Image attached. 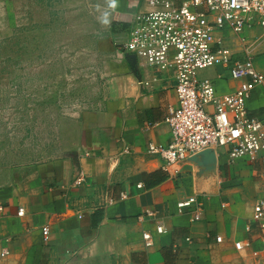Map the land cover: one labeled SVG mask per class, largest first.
Wrapping results in <instances>:
<instances>
[{
  "label": "crops",
  "instance_id": "crops-1",
  "mask_svg": "<svg viewBox=\"0 0 264 264\" xmlns=\"http://www.w3.org/2000/svg\"><path fill=\"white\" fill-rule=\"evenodd\" d=\"M9 4L29 5L32 21H90L88 35L111 38L116 51L134 65L127 62L133 71L123 80L124 96L113 100L106 114L113 125L102 140L75 161H58L29 178L19 172L9 186L0 183V264H264V237L251 221L253 203L264 199L260 161L230 164L226 155L209 153L164 170L159 157L147 154L150 143L168 144L164 120L177 101L171 70L146 66L120 47L132 18L149 10L147 0H0L2 22ZM215 38L243 60L244 46L231 32ZM241 38L256 69L264 73V31L254 26ZM200 78L211 80L219 96L232 94L239 85L222 68L207 69ZM247 109L264 118V88L252 93ZM125 147L129 154L123 153ZM162 171L164 181L152 184L146 177ZM79 172L84 180L76 185ZM234 183L241 188H230ZM195 196L202 211L179 214L176 204ZM227 198L231 203L224 202ZM241 202L246 207H238ZM18 210L23 216H17ZM146 212L154 216L145 217ZM159 225L164 234H156ZM143 232L154 240L149 251ZM237 241L251 243L245 256L235 250ZM3 251L8 254L2 256Z\"/></svg>",
  "mask_w": 264,
  "mask_h": 264
},
{
  "label": "built area",
  "instance_id": "built-area-1",
  "mask_svg": "<svg viewBox=\"0 0 264 264\" xmlns=\"http://www.w3.org/2000/svg\"><path fill=\"white\" fill-rule=\"evenodd\" d=\"M147 5L149 10L132 18L120 47L146 66L161 72L171 70L177 100L164 120L171 135L168 144L150 143L147 154L159 157L164 170L209 153L226 155L230 164L257 160L263 165L264 179V118L251 116L247 109L252 93L264 88V73L256 69L250 47L246 48L241 38L254 26L264 31V0H147ZM224 31L243 44V60H238L224 40L215 38ZM212 68L224 69L230 80L239 83L232 94L219 96L211 80L200 78L201 72ZM123 153L129 154V148ZM83 180L79 172L74 183L79 185ZM176 207L179 213L199 208L193 197L181 200ZM17 216H23L22 210ZM144 216L154 215L146 212ZM252 220L264 235V199L255 203ZM155 232L163 234L164 227L157 226ZM42 235L47 241L48 228ZM142 240L146 250L153 249L150 233L143 232ZM248 245L237 241L234 248L245 256ZM7 254L2 252V256Z\"/></svg>",
  "mask_w": 264,
  "mask_h": 264
},
{
  "label": "rangeland",
  "instance_id": "rangeland-1",
  "mask_svg": "<svg viewBox=\"0 0 264 264\" xmlns=\"http://www.w3.org/2000/svg\"><path fill=\"white\" fill-rule=\"evenodd\" d=\"M57 23L32 21L29 5L12 4L0 21V183L8 186L19 172L24 178L44 174L50 164L75 161L102 140L113 125L106 114L133 71L127 64L133 59L121 56L111 38L88 35L90 21ZM116 77L118 84L111 81ZM193 198L197 211L177 212L202 211L203 203Z\"/></svg>",
  "mask_w": 264,
  "mask_h": 264
},
{
  "label": "trees",
  "instance_id": "trees-1",
  "mask_svg": "<svg viewBox=\"0 0 264 264\" xmlns=\"http://www.w3.org/2000/svg\"><path fill=\"white\" fill-rule=\"evenodd\" d=\"M146 176V175H145ZM149 180H152L150 183H158L164 181L167 178V174L165 172L153 173L150 176H146Z\"/></svg>",
  "mask_w": 264,
  "mask_h": 264
}]
</instances>
